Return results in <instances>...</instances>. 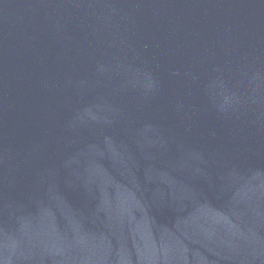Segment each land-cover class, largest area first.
I'll return each mask as SVG.
<instances>
[{"label":"water","instance_id":"1","mask_svg":"<svg viewBox=\"0 0 264 264\" xmlns=\"http://www.w3.org/2000/svg\"><path fill=\"white\" fill-rule=\"evenodd\" d=\"M0 264H264V0H0Z\"/></svg>","mask_w":264,"mask_h":264}]
</instances>
